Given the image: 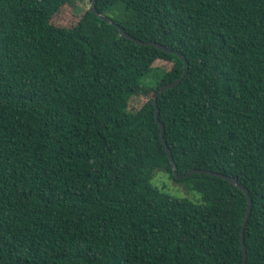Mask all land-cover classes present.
I'll list each match as a JSON object with an SVG mask.
<instances>
[{
    "label": "trees",
    "instance_id": "trees-1",
    "mask_svg": "<svg viewBox=\"0 0 264 264\" xmlns=\"http://www.w3.org/2000/svg\"><path fill=\"white\" fill-rule=\"evenodd\" d=\"M76 1L0 0V264H243L246 194L175 178L159 122L177 174L247 189L245 264H264V0H96L116 25L61 22ZM118 26L188 62L155 104L185 64Z\"/></svg>",
    "mask_w": 264,
    "mask_h": 264
},
{
    "label": "water",
    "instance_id": "water-1",
    "mask_svg": "<svg viewBox=\"0 0 264 264\" xmlns=\"http://www.w3.org/2000/svg\"><path fill=\"white\" fill-rule=\"evenodd\" d=\"M95 4H96V0H91V7H90V11L93 13V14H96L99 18L103 19V20H106L108 23L110 24H113V25H116L115 23H113L111 21L110 18L106 17V16H102V15H99L96 11V7H95ZM119 30H120V33L137 42L138 44H142V45H151V46H154V47H157L159 49H162V50H165L166 52L168 53H175L185 64V70L184 72L182 73V75L180 76V78L172 83H169V84H166L164 86H162L156 93V95L154 96L153 98V103L155 104L156 103V99L158 97L159 94L165 92L167 89H170V88H173L174 86L178 85L183 79L184 77L186 76L187 72H188V62L187 60L185 59V57L183 55H181L179 52H176V51H172L168 48H165L164 46L158 44V43H155V42H142V41H138L136 40L134 37L130 36L129 34H127L122 27L118 26ZM158 115V108H156V112H155V116L157 117ZM159 122V121H158ZM159 125H160V135H161V140H162V144L165 148V151H166V154H167V157L171 163V167H172V172L175 176V178L177 179H182V178H186L188 176H190L191 174H195V173H200V174H206V175H210V176H215V177H219V178H222V179H225V180H228L231 184L235 185L238 189L242 190L246 196H247V201H248V205H247V208H246V212H245V215H244V218H243V222H242V227H241V245H242V252H243V264H245L246 262V257H247V254H246V247H245V244H244V238H243V231H244V228H245V225H246V222L248 220V217H249V214H250V209H251V198L250 196L248 195V191L247 189L241 185V184H238L236 178H232V177H228L224 174H220V173H217V172H212V171H209V170H199V169H194L186 174H177L176 172V166L174 164V161H173V157H172V153L169 149V147L167 146L166 144V141L163 137V125L162 123L159 122Z\"/></svg>",
    "mask_w": 264,
    "mask_h": 264
},
{
    "label": "rangeland",
    "instance_id": "rangeland-1",
    "mask_svg": "<svg viewBox=\"0 0 264 264\" xmlns=\"http://www.w3.org/2000/svg\"><path fill=\"white\" fill-rule=\"evenodd\" d=\"M91 6L90 0H77L75 4L68 6L64 9V12L61 15V22H67V20L72 16L73 19L76 16V13H81L83 10L88 9ZM76 11V13H75ZM75 13V14H74ZM78 16V15H77ZM156 66H164L169 68L171 66L170 63L163 62V61H156L154 63ZM151 96V92L144 94L141 97H135L130 101V108L137 109L139 108L144 102L147 101L148 97ZM152 183L160 188L164 186V191L173 197L179 198H187L194 202L197 201V193L192 190H185V187L173 183L168 177L166 178L163 173L158 172L156 176L153 177Z\"/></svg>",
    "mask_w": 264,
    "mask_h": 264
},
{
    "label": "clouds",
    "instance_id": "clouds-1",
    "mask_svg": "<svg viewBox=\"0 0 264 264\" xmlns=\"http://www.w3.org/2000/svg\"><path fill=\"white\" fill-rule=\"evenodd\" d=\"M197 199H201V197L199 196V194L197 195Z\"/></svg>",
    "mask_w": 264,
    "mask_h": 264
}]
</instances>
